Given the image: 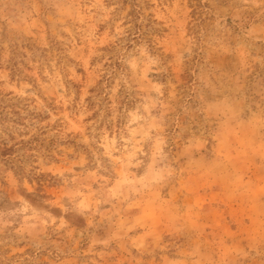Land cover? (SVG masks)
Segmentation results:
<instances>
[{
  "label": "rangeland",
  "instance_id": "obj_1",
  "mask_svg": "<svg viewBox=\"0 0 264 264\" xmlns=\"http://www.w3.org/2000/svg\"><path fill=\"white\" fill-rule=\"evenodd\" d=\"M0 264H264V0H0Z\"/></svg>",
  "mask_w": 264,
  "mask_h": 264
}]
</instances>
